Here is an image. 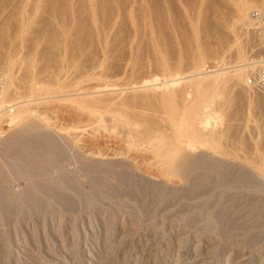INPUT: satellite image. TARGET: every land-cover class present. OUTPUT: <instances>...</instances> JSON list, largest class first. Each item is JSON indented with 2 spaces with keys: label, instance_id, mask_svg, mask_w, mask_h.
I'll use <instances>...</instances> for the list:
<instances>
[{
  "label": "rangeland",
  "instance_id": "obj_1",
  "mask_svg": "<svg viewBox=\"0 0 264 264\" xmlns=\"http://www.w3.org/2000/svg\"><path fill=\"white\" fill-rule=\"evenodd\" d=\"M237 1L0 0V78L12 79L5 91L6 101L19 94L28 95L31 78L40 87L30 95L34 102L26 106L27 111H33L31 114L13 124L0 122V189L4 187L0 202L9 207L5 210L0 206V264H264V215L257 211L252 215L247 207L250 198L258 208L264 202L256 200L264 197L260 171L264 165V78L259 75H264V0H254V7L245 13L250 21L237 9ZM248 22L252 25L247 26ZM198 54L203 56L202 75L214 74L220 68L231 71L212 104L223 115L214 131H222L223 151L228 154L203 147L183 148L181 161L171 176L162 172L145 145L129 149L121 137L122 129H109L115 125L110 120L112 109L137 115L143 112L140 108L130 111L114 105L93 117L69 99L79 93L74 84L81 80L82 71L88 73L87 78L95 76V80L81 83L83 87L102 88L109 83L123 89L97 94V99L117 103L145 95L135 83L147 74H158L161 59L172 70L188 75L192 59ZM237 63L256 66L247 71L245 83L231 79L233 71L229 67ZM4 84L0 80V87ZM42 96L47 100L39 102ZM153 107L142 110L152 120L158 115L157 124L167 129L164 133L171 134L168 130L180 124L183 109H176L179 117L167 118L165 114L171 109L156 106L154 113ZM183 133L181 139L187 141V133ZM119 152L123 155H112ZM190 160L200 165L203 162L205 168L210 164V169L188 173ZM221 167H232L234 170L228 172L236 174L241 171L242 178L236 176L233 185L216 187ZM32 171L40 174V179ZM91 171L98 172L95 175L102 179H97L91 189L103 194L94 205L68 212L54 202L55 197H49L54 189L69 193L76 187L94 199L87 184L83 185ZM200 171L207 177L211 175V180ZM123 172L135 197L146 194L148 207L143 211L135 197L112 194L114 187L111 194L104 193ZM252 181L257 186L249 183ZM204 183H210L207 194L197 188V197L188 189L192 184L199 187ZM42 188L51 194L39 192ZM27 200L33 206H28ZM41 202L44 208L40 210ZM256 218L260 220L256 222Z\"/></svg>",
  "mask_w": 264,
  "mask_h": 264
},
{
  "label": "bare ground",
  "instance_id": "obj_2",
  "mask_svg": "<svg viewBox=\"0 0 264 264\" xmlns=\"http://www.w3.org/2000/svg\"><path fill=\"white\" fill-rule=\"evenodd\" d=\"M254 0H238V5H237V9L239 10V12H242L243 16H246V12L248 11V9L251 7L253 8L254 6H252V3H253ZM255 8H256V5H255ZM258 12V11H257ZM263 16V15H261ZM246 18H248V15L246 16ZM246 18L244 19V21L246 20ZM249 19V18H248ZM246 20V21H250L249 20ZM259 19V18H258ZM252 21V20H251ZM253 22V21H252ZM264 22V21H263ZM246 25L248 24L249 26L252 25L251 22H248V23H245ZM259 24V22H258ZM247 25V26H248ZM93 28V27H92ZM62 30V29H61ZM103 31V29H101ZM106 30V29H105ZM261 30V29H260ZM89 31V30H88ZM106 32V31H105ZM150 33V32H149ZM261 38V37H260ZM105 40V39H104ZM264 40V39H263ZM153 47V46H152ZM157 47V46H155ZM103 48V47H102ZM156 49V48H155ZM158 49V47H157ZM160 50V49H159ZM82 51V50H81ZM160 52V51H159ZM155 53V52H154ZM163 53V52H162ZM155 55V54H154ZM132 56V55H131ZM168 56V55H167ZM202 55L201 54H198L196 55L195 57H193L192 59V62H191V68L192 70H189L188 71V75H183V73H180L177 72L175 69H171L169 68V66L167 67L166 63L161 59L159 63V73L158 74H154L153 75H150L146 76V78L144 77V79H141L142 81L140 82H132L135 83V84H138L139 86L137 87L139 90L141 89L143 91V95L142 97H133L134 99H120L117 103H111L109 100L106 101L105 99L104 100H101V99H97V94L99 95V93H101L102 91H113L116 93V91H122L123 89H117L115 87V85H113L112 87L108 84L104 85L102 88L103 90H99L98 87L100 86H94V87H90V88H86V87H83L82 84L85 83L84 81H87L89 82L90 80H93L95 78V76H93V78L91 77H85L87 76L85 72L82 71V73L79 75V79L81 78V80L75 82V88H76V91L75 92H78V94H74V96H71L69 97V99L72 101V103H76L78 106V109H81V111L83 110L84 112L87 113V115H96L97 113H99L100 111L102 110H108L110 109L112 106L116 105V106H122L124 109H128L130 111H132L133 109H137V108H140L141 113H138L137 115H135L133 112V114H129L127 112H125L124 110H119V109H112L113 112L111 114V121L113 122V125L112 128H109V129H112L113 130H119L122 129V136L124 139V141L126 140V144L128 146L129 149H137L138 147L140 146H146L145 147V150L146 148L153 153V158H155L157 161V163L159 164L158 166L162 167V172L164 171L165 174H167V177L168 176H171L172 174H174V171L177 169L176 167L178 166L177 164H179V161H181V158L183 156V152L184 150H182L183 148H187V150H192L194 149L195 147L198 148V147H203V148H207L208 150L210 151H213V152H219L218 154H220V152L222 151V154L223 152L225 153L224 155L226 156L228 153L226 152L227 150L223 151V149L225 148L224 145H222L221 143V140L223 139L222 136V131L219 133L217 131H214V128L216 127L217 125V122L220 121L221 117H223V115H221L222 113L216 109V107H214L212 104L215 100V95L217 94V92L219 93V90L224 88L225 87V84H227V76L229 72L231 71H224L223 68L219 71L216 70V72L214 74H212L211 72L209 73V75H202L200 73L201 69H203V59H202ZM167 58V57H166ZM177 58V57H176ZM139 59V58H138ZM264 59V58H263ZM153 60V59H152ZM167 60V59H166ZM168 61V60H167ZM166 61V62H167ZM261 61H264V60H261ZM260 61V62H261ZM93 62V61H92ZM96 62V61H95ZM137 62V60H136ZM154 62V61H153ZM179 62V61H178ZM94 63V62H93ZM157 63V65H158ZM132 64V63H131ZM97 65V64H96ZM100 64H98L97 66H99ZM135 65V64H134ZM96 66V67H97ZM101 66V65H100ZM174 66V65H173ZM178 66V65H177ZM83 67V66H82ZM93 67V66H92ZM114 67V66H113ZM254 63H245V64H242V63H237V64H234L233 66L229 67V69H232L233 71V78L231 77V79H233L235 82H239V84L241 82H244L246 81L247 79V76H245L248 72L247 71H252L254 69ZM261 68V67H260ZM259 68V69H260ZM134 69V68H133ZM206 69V68H205ZM95 70V69H94ZM114 70V69H113ZM89 71V70H88ZM210 71V70H209ZM262 71V70H261ZM259 71V72H261ZM130 72V71H129ZM152 72V71H151ZM116 73V72H115ZM132 73V72H131ZM264 74V71L262 72ZM88 74V73H87ZM99 74V73H98ZM108 74V73H107ZM212 74V75H210ZM231 74V73H230ZM229 74V76H230ZM92 75H96V74H92ZM125 75V74H124ZM132 75V74H131ZM141 75V74H140ZM232 75V74H231ZM261 78H264V75H261L259 74ZM257 75V76H259ZM8 76V75H7ZM6 76V77H7ZM97 76V75H96ZM98 77V76H97ZM100 77V76H99ZM125 77V76H124ZM139 77V76H138ZM137 77V78H138ZM249 78V77H248ZM258 78V77H256ZM98 80V78H96ZM100 79V78H99ZM230 79V80H231ZM1 81H3V84L4 86H1L0 87V122H8L9 124H13L15 122H17V120H21V118H24L25 115H28V114H31L32 112L30 111H27V104H30L31 102H34L33 100L31 101V98H30V95L31 93H33V91H37V90H40V87H36V82L35 80H33L32 78L30 79V82L28 83L27 85V89L30 91L28 93V95H25V96H17L14 97L13 99L9 100V101H6L8 99L5 98V96L8 94L6 93L5 95V91L8 90L9 86L11 85V80L10 78H5V76H2L0 78ZM95 80V79H94ZM104 80V79H102ZM125 80V79H124ZM229 80V81H230ZM259 80V79H257ZM264 80V79H263ZM249 82V81H248ZM82 83V84H81ZM127 83V82H126ZM245 83V82H244ZM264 83V82H263ZM72 84V85H73ZM86 84V83H85ZM96 84V83H95ZM132 85V83H130ZM40 85V84H39ZM42 85V84H41ZM40 85V86H41ZM101 85V84H100ZM128 86V85H127ZM130 86V85H129ZM73 87V88H74ZM111 89H110V88ZM115 87V88H114ZM135 87V86H134ZM132 88V89H135L136 88ZM72 88V89H73ZM94 88V91H92V89ZM101 88V87H100ZM101 88V89H102ZM109 88V90H108ZM45 89V88H44ZM89 89V90H87ZM96 89V90H95ZM48 90V89H47ZM71 90V89H70ZM223 90V89H222ZM89 91V92H88ZM130 91V90H129ZM137 91V90H136ZM135 91V93H136ZM7 92V91H6ZM48 92V91H46ZM71 92V91H69ZM138 92V91H137ZM106 94V92H104ZM142 93V92H141ZM12 94V93H11ZM18 94V93H17ZM103 94V93H102ZM14 95V94H13ZM48 95L49 92H48ZM52 95V94H51ZM50 95V96H51ZM73 95V94H72ZM46 96V95H45ZM50 96H48L50 98ZM69 96V95H67ZM216 96H219L218 94ZM221 96V95H220ZM28 97L30 98L28 100ZM43 99H40L39 102L47 100L46 97L42 96ZM9 98V97H8ZM68 98V97H67ZM65 98V101L66 99ZM219 98V97H218ZM217 98V99H218ZM51 99V98H50ZM37 101V100H36ZM38 102V101H37ZM38 102V103H39ZM47 103V102H46ZM177 104V105H176ZM179 104H189L187 107L184 106L183 108L179 107L178 105ZM151 106H155L153 107L156 108V106L160 109L164 108V109H171V112L170 114H168L169 112H166L167 115L166 117L168 118V115H170L172 118H174L176 116V109H183V116L180 120V124L179 125H176L177 123L171 125L172 123H170L171 125V128H169L168 131H172L170 132L171 134H166V132L164 133L163 131H166V130H162L163 127H161V123L157 124L158 122H156V120L158 119V115L155 117L156 120H152L150 119L151 117H149V115H147L148 117H146V115L144 114V110H142V108H144L146 110V108H151ZM183 106V105H182ZM248 106V105H247ZM76 107V108H77ZM169 107V108H167ZM220 107V106H219ZM223 107V106H222ZM163 109V110H164ZM29 110V109H28ZM151 110V109H149ZM157 108H156V112H157ZM162 110V115L164 114ZM167 110V111H168ZM247 110V109H246ZM134 111V110H133ZM152 111V110H151ZM155 111V109L153 110V112ZM161 111V110H160ZM178 111V110H177ZM180 111V110H179ZM178 111V112H179ZM30 112V113H29ZM83 112V113H84ZM148 112V110H147ZM85 113V114H86ZM155 113V112H154ZM160 113V112H159ZM225 113V112H224ZM223 113V114H224ZM149 114V113H148ZM156 115V114H155ZM163 115V116H165ZM178 115V113H177ZM90 116V117H92ZM93 116V117H94ZM152 116V115H151ZM251 116V115H250ZM98 117V115H97ZM160 117V116H159ZM176 117H179V116H176ZM249 117V116H248ZM165 118V117H164ZM166 118V119H167ZM172 118H169L170 120ZM231 118V117H230ZM43 119V118H42ZM101 117L98 118V122L102 124V121H101ZM4 120V121H3ZM159 120V119H158ZM157 120V121H158ZM169 120V121H170ZM173 120V119H172ZM171 120V121H172ZM175 120H177V118H175ZM247 120V119H246ZM45 121V124H49V123H46V119L44 120ZM49 121V120H48ZM47 121V122H48ZM111 122V124H112ZM160 122V121H159ZM162 122V120H161ZM164 122V121H163ZM97 123V122H96ZM104 123V122H103ZM4 124V123H3ZM44 124V123H43ZM110 124V125H111ZM117 124L120 126V128L118 129L119 126H117ZM50 125V124H49ZM55 125V124H54ZM100 125V124H99ZM169 125V126H170ZM176 125V126H174ZM1 126V125H0ZM52 126V125H51ZM50 126V127H51ZM168 126V125H167ZM255 126V125H254ZM246 127V126H245ZM46 128V127H45ZM55 128V127H54ZM71 128V127H70ZM74 128V127H73ZM106 128V127H105ZM162 128V129H161ZM171 129V130H170ZM107 130V129H106ZM219 130V129H218ZM61 131V130H59ZM63 131V130H62ZM109 131V130H108ZM116 132V131H115ZM118 132V131H117ZM184 132V133H183ZM120 133V134H121ZM181 133H183L182 135L187 138L186 140L187 141H182L181 139ZM72 135V134H71ZM115 135V134H114ZM118 135V134H117ZM72 138V137H71ZM240 138V137H239ZM243 138V137H242ZM237 140V138H236ZM35 142V141H34ZM39 143V142H38ZM221 143V144H220ZM45 144V143H44ZM77 144V142H76ZM226 144V143H225ZM37 145V144H36ZM42 145V144H41ZM51 145V144H50ZM243 145V144H242ZM33 146V145H32ZM75 146V145H74ZM148 146V147H147ZM241 146V145H240ZM35 147V146H34ZM222 147V148H221ZM224 147V148H223ZM37 148V147H36ZM39 148V147H38ZM56 148V147H55ZM195 148V149H196ZM227 148V147H226ZM41 149V148H40ZM128 149V150H129ZM198 150V149H196ZM200 150V149H199ZM207 150V151H208ZM41 151V150H40ZM50 151V150H49ZM58 151V149H57ZM56 151V153H57ZM63 151V150H62ZM258 151V149H257ZM60 152V151H59ZM122 152V151H121ZM55 153V152H54ZM55 153V154H56ZM64 153V152H63ZM62 153V154H63ZM182 153V154H181ZM244 153V152H243ZM60 155V158L63 157L61 156V152L58 153ZM194 154V153H193ZM217 154V155H218ZM260 154V153H259ZM54 155V154H53ZM112 155H123L122 153H116V154H112ZM185 155V154H184ZM203 155V154H202ZM214 155V154H213ZM234 155V154H233ZM36 156V155H35ZM42 156V155H41ZM44 156V155H43ZM46 156V155H45ZM103 155H101L102 157ZM105 156V155H104ZM126 156V154H125ZM204 156V155H203ZM223 156V155H222ZM47 157V156H46ZM54 157L53 159L56 160L58 158H56V156H52ZM215 157V156H214ZM257 157V156H256ZM49 158H50V155H49ZM59 158V159H60ZM185 158V157H184ZM183 158V159H184ZM195 158V157H194ZM193 158V159H194ZM205 158V157H204ZM244 158V157H243ZM46 159V158H45ZM52 159V158H51ZM154 159V160H155ZM186 159V158H185ZM184 159V160H185ZM221 159V158H220ZM223 159V158H222ZM61 160V159H60ZM83 160V159H82ZM47 161V160H46ZM58 161V160H57ZM63 161V160H62ZM191 161V164L189 165V172L194 173V174H197V172H199V170H204L206 169H210L208 168L210 166H207L206 165V168L204 167L205 164L202 162V165L200 164H196V161ZM228 161V160H227ZM226 161V162H227ZM260 161V160H259ZM53 162V161H52ZM51 162V163H52ZM56 162V161H55ZM68 162V161H67ZM241 162V161H240ZM263 162V161H262ZM43 163V162H42ZM59 163V162H58ZM211 163V162H210ZM225 163V162H224ZM181 164V163H180ZM185 164V162H184ZM204 164V166H203ZM230 164V163H229ZM234 164V163H233ZM259 164V163H258ZM56 166V164H54ZM60 165V164H58ZM87 165V164H86ZM119 165V164H118ZM121 165V164H120ZM248 165V164H247ZM251 165V164H250ZM256 165V164H255ZM82 166V165H81ZM261 165H259V168H260ZM90 167V166H89ZM121 167L123 168V165H121ZM127 167V166H126ZM125 165H124V170L126 171ZM226 167V166H225ZM35 168V167H34ZM57 168V167H56ZM83 168V167H82ZM81 168V170H82ZM86 168V167H85ZM91 168V167H90ZM176 168V169H175ZM181 168V167H179ZM187 168V167H186ZM185 168V169H186ZM222 168V167H221ZM220 168V169H221ZM232 168V167H231ZM226 168L228 169L226 171V169L223 171H218L219 169L217 168L216 170L218 171V173L216 175L217 176V184H214L216 187L218 186H224V185H228L229 184H234L235 181L237 180L236 179V176L238 177H241L240 173L236 174V172H228L229 170L232 171L234 170L233 168ZM38 169V168H37ZM36 169V170H37ZM48 169V168H47ZM80 169V168H79ZM78 169V170H79ZM84 169V168H83ZM88 169V168H87ZM86 169V170H87ZM213 169V168H212ZM123 170V171H124ZM206 170H205V173H206ZM240 170V169H239ZM30 171V170H29ZM41 171V170H40ZM44 171V170H43ZM47 171V170H45ZM87 171H90L89 169ZM128 171V170H127ZM215 171V170H214ZM216 171V172H217ZM226 171V172H225ZM238 171V170H236ZM262 175L264 176V165L263 167L260 169ZM31 172V171H30ZM32 172H36V171H32ZM63 172V171H62ZM119 172V171H118ZM202 173V171H200ZM215 172V173H216ZM34 173H32L34 175ZM90 173V172H89ZM91 171V175L90 177L86 178L88 180H86L84 184H87L86 186V189L87 190H90V191H86L87 192H90V194L93 195V198L94 199H91V197L88 196V193H87V197L86 195V192L84 191L83 194H82V190L80 192V190H78L76 187H74V189L72 190H69V193H67L66 191H63L62 189H54L55 191H52L51 189V194L50 192H44V189L42 188L39 189V192H44L46 195H48V193H50L49 197H55V200L54 201L56 204H58L62 209H64L65 211L67 210L68 212H74L76 211L79 207L81 208H84V207H88V205L92 204L94 205L93 203H95V201H99V199H101V193H94V190H91L92 188H95V185L93 184H96V180H102L101 179V176H98V175H95L96 173L98 172H95L93 173ZM215 173H212L213 175H215ZM31 174V173H29ZM37 174V177L40 175L38 173H35ZM120 174V173H118ZM204 174V173H202ZM240 174V175H239ZM242 174H243V170H242ZM84 175V174H83ZM210 175V174H208ZM212 175V177H213ZM245 175V174H244ZM243 175V176H244ZM24 176V174H23ZM44 176V175H43ZM98 176V177H97ZM126 173L123 172L119 177L117 178H114V180L111 182L112 184H108V187L106 186V189H108L107 191H104V193L106 194H111L110 193V190L111 188H115L114 190V193L112 194H115V196H128V197H131V199L133 197H135L132 193V188H130L129 186H127L126 184ZM165 176V175H164ZM195 176V175H192V177ZM198 176V175H197ZM200 176L203 177V175L200 174ZM204 176H206L204 174ZM211 176V175H210ZM209 176V177H210ZM65 177V176H64ZM209 177L206 176V178H208L207 180H211ZM249 176H247L248 178ZM252 177V176H251ZM250 177V178H251ZM216 179V176L213 177ZM242 178V177H241ZM249 178V179H250ZM253 178V177H252ZM39 179H40V176H39ZM186 179V178H185ZM205 179V178H204ZM202 179V180H204ZM235 179V180H234ZM254 179V178H253ZM67 180V178H65L64 180H61V181H64ZM201 180V181H202ZM214 180V179H213ZM246 180V179H244ZM32 181V180H31ZM42 181V180H41ZM205 181V180H204ZM240 181V180H238ZM249 181V180H248ZM247 181V182H248ZM255 181V180H254ZM40 182V181H39ZM38 182V183H39ZM60 182V181H59ZM68 184L69 182L66 181ZM203 182V181H202ZM237 182V181H236ZM245 182V181H244ZM247 182H245L247 184ZM259 182V181H258ZM62 183V182H61ZM66 183V185H68ZM249 183H253V184H256L254 183L253 181L252 182H249ZM27 184V183H26ZM30 184V183H29ZM64 184V183H63ZM205 185L203 186H199V187H195V184L188 188L189 191L193 193H196L198 192V190H202V191H205V194L206 193V189L208 188V186L210 185V183H204ZM209 184V185H208ZM240 184V183H239ZM258 184V183H257ZM256 184V186H257ZM25 185V184H24ZM33 185V184H32ZM38 185H41V184H38ZM50 185V184H49ZM111 185V186H110ZM208 185V186H207ZM231 185V186H232ZM241 185V184H240ZM248 185V184H247ZM246 185V186H247ZM261 185V184H259ZM45 186V184H44ZM47 186V185H46ZM242 186V185H241ZM244 186V185H243ZM255 186V185H254ZM38 187V186H37ZM49 187V186H48ZM47 187L46 190H48L49 188ZM52 187V186H50ZM82 188H84L83 186H81ZM80 187V189H82ZM207 187V188H206ZM214 187V186H213ZM235 187V186H234ZM250 187V186H249ZM262 187V185L260 186V188ZM264 187V186H263ZM38 188H41L40 186ZM53 188V187H52ZM70 188H73V185L72 187ZM198 188V190H197ZM211 188V187H209ZM208 188V190H209ZM215 188V187H214ZM225 188V187H224ZM2 190L4 189L1 188ZM0 189V192L2 191ZM26 189V188H25ZM229 189V187L227 188ZM243 189V188H242ZM259 189V188H258ZM41 190V191H40ZM103 190V189H102ZM105 190V189H104ZM244 190V189H243ZM247 190L249 191V189L247 188ZM247 190H244V191H247ZM255 190V189H254ZM212 191V190H211ZM214 191V190H213ZM218 191V190H217ZM220 191V190H219ZM253 191V190H252ZM4 192V191H2ZM1 192V193H2ZM30 192V191H29ZM201 192V191H200ZM198 192V193H200ZM209 192V191H207ZM0 193V194H1ZM32 192H30L31 194ZM34 193V191H33ZM198 193H196L197 197H198ZM202 193V192H201ZM239 193V192H238ZM246 193V192H245ZM243 193V194H245ZM4 194V193H3ZM43 194V195H45ZM196 195H193L196 197ZM201 195V194H200ZM256 195V194H255ZM192 196V197H193ZM205 196V195H204ZM207 196V195H206ZM247 196V195H246ZM250 196V194H249ZM254 196V195H253ZM34 197V196H33ZM32 197V198H33ZM48 197V198H49ZM190 197V196H188ZM201 197V196H200ZM213 197V196H212ZM248 197V196H247ZM252 197V196H251ZM256 198H262L263 196H255ZM31 197L29 198V200L31 201L32 199ZM40 198V197H39ZM47 198V199H48ZM228 198V197H227ZM22 199V198H21ZM37 199H38V196H37ZM37 199L35 198V200L37 201ZM53 199V198H51ZM136 200H138L140 202V209L143 211L146 207V204H148L147 202V199H146V194L145 193H142L140 195H137L135 197ZM188 199V198H187ZM194 199V198H193ZM221 199V198H220ZM264 197L262 199H256L257 201H260L262 200L263 201ZM39 200V199H38ZM44 200V199H43ZM140 200H144V203L142 204V202ZM254 199L253 198H250V200L248 201V206L249 207V211L248 213H251L253 215V213L255 214L254 211H257V213H261V215L263 214L264 215V206L262 205V203L264 202H260L262 206V208H258V204L256 205L254 203L255 206L252 205L253 202H255V200L253 201ZM20 201V200H19ZM34 201V200H33ZM34 201V202H36ZM45 201V200H44ZM44 201H42L44 203ZM242 201V200H241ZM38 203L40 206L42 205V207H40V210L41 208L43 209L44 208V204L43 203ZM58 202V203H57ZM92 202V203H90ZM218 202V201H217ZM252 202V203H251ZM26 203V202H24ZM27 205H32V203L29 204L28 200H27ZM246 203V202H245ZM46 204V203H45ZM5 205L4 202H0V206L3 208V209H9V207H7V205ZM16 205V204H15ZM35 206L39 207L37 204H34ZM9 206V205H8ZM257 206V207H256ZM1 207H0V210H1ZM7 207V208H6ZM11 207V205H10ZM23 207V206H22ZM31 207V206H30ZM90 207V206H89ZM88 207V208H89ZM13 208H15V206H13ZM243 209V208H242ZM4 210V211H5ZM13 210V209H12ZM11 213V212H10ZM246 212V215L248 214ZM256 213V215H257ZM228 215V216H227ZM227 219L228 217L230 216V214L227 212ZM250 216V214H248ZM260 215L256 216V217H259ZM264 217V216H263ZM262 217V220H264ZM261 218V216L259 217ZM257 220V221H256ZM256 222H258L259 220L256 218ZM254 221V223H255ZM255 237V236H254ZM258 237V236H257ZM256 237V238H257ZM254 238H252L250 241H252Z\"/></svg>",
  "mask_w": 264,
  "mask_h": 264
}]
</instances>
